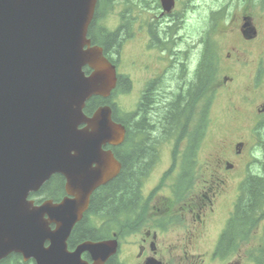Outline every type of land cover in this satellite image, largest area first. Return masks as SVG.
Segmentation results:
<instances>
[{
    "label": "water",
    "instance_id": "obj_1",
    "mask_svg": "<svg viewBox=\"0 0 264 264\" xmlns=\"http://www.w3.org/2000/svg\"><path fill=\"white\" fill-rule=\"evenodd\" d=\"M97 3L0 0V261L16 253L35 264H88V252L105 264L116 251V241L68 250L93 192L121 171L104 147L120 146L126 134L109 105L84 111L117 85L116 67L88 38ZM162 3L167 12L174 6ZM55 174L65 177L68 197L35 206L30 194Z\"/></svg>",
    "mask_w": 264,
    "mask_h": 264
},
{
    "label": "flooded vegetation",
    "instance_id": "obj_2",
    "mask_svg": "<svg viewBox=\"0 0 264 264\" xmlns=\"http://www.w3.org/2000/svg\"><path fill=\"white\" fill-rule=\"evenodd\" d=\"M150 1L144 0L143 8L148 10ZM252 2L256 3L255 0ZM155 3L160 12L156 22L157 36H152L147 29V48L151 41V45L159 49V59L163 63L157 71H151L152 66L148 63L142 64L149 71V76L140 90L139 102L127 112L130 151H134V140L139 141L142 156L153 170L161 154L168 150L170 166L181 173L180 155L186 151L191 136L194 138L198 119H204L207 114L209 123L201 126L203 140L198 153V170L200 173L203 171L206 180L202 184L192 180L180 197L173 188H168V194L160 196L149 197L148 192L144 194L148 200L144 199L149 202V211L143 214V220L135 228L129 227L123 235L112 230L110 235H97L94 240H76L73 246L69 241V248L74 251L85 241L116 240V251L105 264H245V244L240 245L235 255L222 259L216 255L220 234L215 244L209 247H202V242L232 191L235 190V196L231 201V214L237 204L242 210L246 209L257 190L264 192V94L260 95L261 99L257 97L262 71L260 66L255 67L251 50L259 39L260 31L252 14H242L237 31L240 44L218 51L217 39H213L212 44L210 35L202 37L198 43L191 35H180L188 13L197 9L199 0H175V7L169 13L163 11L161 0H155ZM129 15L133 21V14ZM250 55L254 62L251 68L253 76L248 75L250 82L243 85L240 80L246 77L243 70L251 64ZM129 81L131 88L134 87L132 75ZM197 90L199 100H189V94ZM145 96L147 98L143 100ZM222 97L227 100L222 108L224 118L216 123L213 107L217 98L220 102ZM184 100L192 103L188 108L192 119L187 130H180L176 115L184 112ZM142 102L143 108L140 107ZM171 112L173 120L170 118L166 123L165 116ZM212 132L218 134L216 143L214 147L213 143L208 147L206 156L200 161ZM175 149H179L176 161L173 159ZM253 165L257 166L256 174L251 171ZM203 166L208 167L206 172ZM63 189L61 199H51L54 203H59L66 196L65 181ZM35 200L37 203L40 198ZM262 209L257 214L262 219L253 230H261L260 235L264 236V205ZM231 214L220 230L228 229ZM93 217L98 219L94 230H102L99 217L95 214ZM51 227L55 228L54 225ZM84 230L89 229L86 227ZM12 255L1 260L0 264ZM82 259L89 264L94 263L88 252L82 255Z\"/></svg>",
    "mask_w": 264,
    "mask_h": 264
},
{
    "label": "trees",
    "instance_id": "obj_3",
    "mask_svg": "<svg viewBox=\"0 0 264 264\" xmlns=\"http://www.w3.org/2000/svg\"><path fill=\"white\" fill-rule=\"evenodd\" d=\"M142 0H136L141 4ZM115 5V0H99L94 20L90 26L89 37L93 44L103 47L105 55L113 62V55L119 54L122 43L129 31V22L125 21V14L123 13V23L116 31H109L106 27L101 26V20L104 15L109 14ZM130 9H128L129 11ZM154 24L150 26V33L156 37L157 33L154 31ZM127 36V37H126ZM88 71V69H86ZM131 88L130 81L125 76H119L117 88L112 93L109 99H103L101 97H93L87 103L85 113L89 116L93 112L105 104H109L114 110V120L122 123L127 132L123 144L119 147L112 148L116 154V157L122 164V169L119 175L109 182L107 185L102 186L96 190L90 202L89 211L84 216V219L75 227L71 239L70 245L73 246L76 240L90 239L94 240L97 235L108 236L112 230H117L119 235H123L125 230L133 226L134 228L143 220V214L148 212L149 202L144 199L142 187L145 179L150 174L152 168L146 164L145 158L142 156V145L139 141L134 140V151H130L131 142L129 135V122L128 114L120 117L117 113L115 104L112 99L120 92L129 91ZM190 98H195L197 101L200 98L199 90L196 93H190ZM145 96L143 98L146 99ZM182 111L178 115L177 119L180 130H187L188 124L192 119L189 113V107L192 103L183 101ZM140 107L143 108V102ZM175 110V109H174ZM176 111V110H175ZM173 112L165 116V122L169 123V120ZM173 120V118H171ZM176 122V123H177ZM209 123L208 115L205 114L204 119H198L194 128V138L191 136L187 149L180 155L181 163V175H180V191L182 188H186V185L190 184L192 180L197 177L198 170V153L200 145L203 140V132L201 126ZM182 139V135L179 140ZM179 149H176L174 156L177 159ZM172 172V171H171ZM169 172L167 176H170ZM64 179L60 176H54L37 194V197L50 198L59 200L64 196L63 189ZM260 189L259 185H257ZM257 190V189H255ZM248 201V200H247ZM264 205V192L257 190L255 195L251 197L247 203V208L242 210L241 206L237 204L235 212L229 221L227 230L221 235L220 241L216 248V255L221 258H228L234 255L241 244L248 243L251 238L254 237L256 230L253 228L257 225V222L262 218L258 217V213L262 212ZM97 215L100 219L102 230H94L97 218L93 215ZM89 230H84L86 227ZM135 231V230H132ZM121 233V234H120ZM247 256L256 264H264V239L262 244L253 247L248 250ZM3 264H33L32 262H24L23 258L19 255H12Z\"/></svg>",
    "mask_w": 264,
    "mask_h": 264
},
{
    "label": "rangeland",
    "instance_id": "obj_4",
    "mask_svg": "<svg viewBox=\"0 0 264 264\" xmlns=\"http://www.w3.org/2000/svg\"><path fill=\"white\" fill-rule=\"evenodd\" d=\"M132 1L136 2V0ZM133 2H131V0H115L112 12L107 14L101 22L102 26L110 29L111 31H115L122 23V15L127 8L131 10V16L133 14V17L135 18L132 21L133 25L131 26V28L133 27V36L122 43L119 56L116 54L113 55L114 60L117 61L118 74L125 75L129 78H131L132 75V79L134 80V87H132L129 92H120L112 99L120 117H123L139 102L140 90L143 88V83L149 76V71H147L142 64L148 63L152 66L151 71H157L158 67L162 66L163 63L159 59V49L153 46V44L151 45V41L150 46L147 48V29L149 31L150 26L154 24L153 29L157 30L156 22L159 19L157 17L160 12L156 6L155 0L150 1L151 4L149 5L148 10L143 8L144 5L138 7L137 5H134ZM255 2L256 3L253 4L252 0H199V3H197V9H192L188 13L187 20L184 23L185 27H183L180 35H191L194 42L198 43L202 37H205L208 34L212 36V41L213 39H217L218 51H220V48L221 50H227L232 46L240 44L237 31L241 15L252 14L260 31L259 39L253 44L254 47H252L251 50L254 54V61L256 62L255 67L260 66L259 70L262 71L258 82L261 91H257V97L261 99L262 97H260V95L264 94V3L263 0H255ZM133 62L136 63L133 64ZM253 64L254 62L251 57L250 66L243 70L246 77L243 81L240 80V84H249L250 81L248 79V75L251 77L253 76L251 70ZM218 100L219 98H217L213 107L214 122L216 121V123H218L221 118H224L222 108L227 102L226 97H222L220 102ZM217 136L218 134L216 132H212L205 149L203 148V152L200 155V161H202L206 156L205 151L212 145V143V147H214ZM170 162L171 156L169 151L165 150L164 153L161 154L158 164L150 172L148 178L144 182L146 194L148 192L150 193L155 187L157 189L158 196L168 194V188L170 187L166 186L171 185L173 179L177 177L176 172L172 173V177L167 176L171 168ZM203 167L204 172H206L208 167ZM251 171L256 174L257 166L253 165ZM201 172L203 173L202 170ZM202 173L197 172L196 179V181H199L201 184L206 180V177H204ZM162 187L165 188L160 191ZM234 196L235 190L230 193V196L225 204L220 207L216 221L210 226L207 237L202 242V247H209L212 244H215L219 234L222 233L223 230L220 229L226 217H229L231 214V201ZM177 237L179 238L178 235ZM256 241L257 233L255 232L254 237L249 242V245L245 247V264H253L251 259L246 257V254L249 252L248 250L252 249L251 246H254ZM212 264H218V262H214Z\"/></svg>",
    "mask_w": 264,
    "mask_h": 264
}]
</instances>
